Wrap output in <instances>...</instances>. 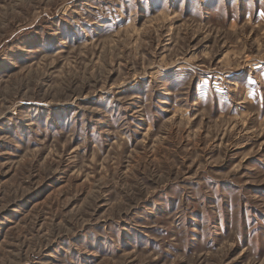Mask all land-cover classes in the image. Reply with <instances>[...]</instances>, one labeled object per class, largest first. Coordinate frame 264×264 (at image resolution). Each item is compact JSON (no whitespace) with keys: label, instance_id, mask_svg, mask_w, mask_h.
Returning a JSON list of instances; mask_svg holds the SVG:
<instances>
[{"label":"rangeland","instance_id":"obj_1","mask_svg":"<svg viewBox=\"0 0 264 264\" xmlns=\"http://www.w3.org/2000/svg\"><path fill=\"white\" fill-rule=\"evenodd\" d=\"M0 264H264V0H0Z\"/></svg>","mask_w":264,"mask_h":264}]
</instances>
